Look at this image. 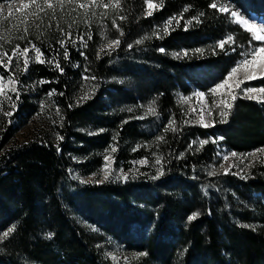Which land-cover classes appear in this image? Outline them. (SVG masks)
I'll return each mask as SVG.
<instances>
[{
    "label": "trees",
    "instance_id": "obj_1",
    "mask_svg": "<svg viewBox=\"0 0 264 264\" xmlns=\"http://www.w3.org/2000/svg\"><path fill=\"white\" fill-rule=\"evenodd\" d=\"M146 1L119 0L110 13L105 27L119 41L113 50L97 54L95 29L81 52L67 53L80 70L63 61L54 73L34 67L47 81L43 92L57 94L63 139L31 140L0 155V232L13 229L0 243V264H113L98 247L99 234L75 215L137 253L122 264H264V158L243 174L210 171L220 148H264V102L237 98L226 122L209 127L186 122L177 104L178 95L218 84L260 44L210 7L215 0H154L151 15ZM226 1L264 17V0ZM83 70L96 91L76 104ZM19 98L14 117L22 121L35 110L26 95ZM140 104L155 113L141 117ZM143 145L153 148L158 167ZM110 146L108 179L81 183L75 174L98 172Z\"/></svg>",
    "mask_w": 264,
    "mask_h": 264
},
{
    "label": "rangeland",
    "instance_id": "obj_2",
    "mask_svg": "<svg viewBox=\"0 0 264 264\" xmlns=\"http://www.w3.org/2000/svg\"><path fill=\"white\" fill-rule=\"evenodd\" d=\"M50 2L53 5L51 8L48 7L45 0H35V2L33 0H15L0 3V54L7 53V56H0V59L3 60V64H0V78H2L0 79V86L3 88V93L0 94V155L8 148L31 140L49 139L54 144H57L60 139L57 129L61 125L62 118L57 94L54 92H43L42 85L47 81L43 77L38 76L34 68L36 65L41 64L51 73H54L56 65H62L60 61H63L66 67L71 69L77 67L76 69L80 70L79 62H76L74 67L69 57L65 58V51L68 53L73 49L75 52H81V49L92 39L95 29L96 31L98 30L99 41L97 54L101 55L113 50L116 46V44L112 43L114 40L110 39L111 35L105 27L106 20L110 19V13L117 8L114 7L116 0H94V2L93 0H63V3L60 0H50ZM149 3L153 4L154 7L149 8ZM214 3L217 5L216 9L220 12L221 8H227L226 12H222L228 13L233 22L240 27L248 31L244 25L236 22L237 17H232L231 12H236L240 18L248 19L250 24L255 25L253 32L264 36V31H260L261 28H264V17L255 13L244 15L226 0H215ZM81 4L85 5V7H80ZM145 4L147 12L153 11L156 7L154 0H148ZM24 5H28V7ZM104 5L108 6L104 7ZM253 32H251L252 36ZM61 41H63V44H61ZM256 41L260 45L255 46V48L264 46V41ZM36 48L40 49L39 53L36 52ZM24 49H28L26 54H23ZM252 51L249 50L245 58L252 59ZM37 56H39V61L43 62H38L36 60ZM8 57L12 58L11 64L8 63ZM25 60L28 61L26 66ZM257 62L264 63V59L258 57ZM237 65L233 68L237 67ZM253 72L256 73L255 79L249 78ZM229 73L219 83L227 79ZM81 74V78L74 83V88H76L73 100L76 104L84 100L81 99L82 97L87 96L89 98L96 91V84L87 71L83 70ZM263 79L264 71H261L257 65H241L237 72L228 79V84L224 88L213 93L211 89L216 87V84L207 91L193 90L189 94L178 95L177 104L186 122L190 121L201 127H209L215 122L225 120L226 116L221 117L220 112L229 113L234 101L231 99L233 95L236 99L264 102V93L245 92L249 88H264L263 85L258 84ZM9 80L13 81V83H9ZM13 88L19 92V96L26 95L35 110L22 121H17V117H14L20 98L17 99L16 92L12 91ZM197 93H204V95L198 96L196 95ZM249 96L253 98L249 99ZM8 97H11V100ZM13 102L16 104L15 109H11ZM226 105H229V107H226ZM150 107V104H140L136 112H139L141 117H149L152 114L149 110ZM9 110L13 114L10 117L5 116L4 112ZM200 142L201 140H198L196 144L201 145ZM137 146L138 144H135V147ZM143 147L146 152L150 153L149 156L153 159V165L158 167L157 156L153 148L146 145H143ZM112 148L114 147L110 146L105 150L103 165L98 172L88 176L75 174L80 182L85 181L81 183H100V181L104 180L105 174L109 176L113 162ZM262 149L264 148L243 154L235 153L236 155L233 156L234 152L220 148L217 153L220 159L219 165L211 167L210 171L219 174L225 173V170H227V172L234 171L237 174H241L245 167L259 159L263 160L264 152L261 151ZM252 153H255V155H250ZM106 156L110 157V159L107 161V169L105 171ZM143 162H136L134 171H137ZM115 173L120 175L124 172L117 169ZM74 218L88 232L99 234L102 239L99 240L98 247L113 264L128 262L131 257L137 255V253L129 252L113 238L98 233L94 224L85 221L77 215ZM9 229L11 227L0 232V243L6 238L3 233Z\"/></svg>",
    "mask_w": 264,
    "mask_h": 264
},
{
    "label": "snow or ice",
    "instance_id": "obj_3",
    "mask_svg": "<svg viewBox=\"0 0 264 264\" xmlns=\"http://www.w3.org/2000/svg\"><path fill=\"white\" fill-rule=\"evenodd\" d=\"M33 2H35V0H33ZM60 2L63 3V0H60ZM93 2H94V0H93ZM45 3H47V5H48L49 8L53 7V5H52V3L50 2V0H45ZM24 6H25V7H28V5H24ZM107 6H108V5H104V7H107ZM9 7H11V6H9ZM80 7H85V5L81 4ZM114 7H119V0H116V3H115V5H114ZM148 7H149V8H152V7H154V5L151 4V3H149V4H148ZM210 7H212V8H216L217 5H216L215 3H213V4L210 5ZM221 11H225V12H226V11H227V8H221ZM147 14H148V15H151L152 13H151V12H148ZM231 16H232V17H237L236 22H238V23L244 25V26L248 29V31L253 32V30H254V28H255V25L250 24V22H249L248 19H243V18L238 17V14H237L236 12H231ZM177 22H178V21H177ZM188 23H191V21H188ZM113 24L115 25V21H113ZM171 24H172V19H169V20L166 22V25H165V27H164V31H165V32H167V30H168V26L171 25ZM260 31H264V28H261ZM69 35H71V34H69ZM121 35H122V33H121ZM253 36H254V39H255V40L264 41V36H260L257 32H253ZM89 38H90V37H89ZM81 39H83V37H81ZM227 39H228V40H233V37H232V36H229ZM226 42H227V41H222V42L220 43L219 47L223 48V47H224V44H225ZM112 43L118 45V44H119V41L116 40V41H113ZM137 43H141V41H137ZM61 44H63V41H61ZM110 46H111V45H110ZM33 47H35V46L33 45ZM27 51H28V49H24V50H23V54H26ZM101 51H103V49H101ZM160 51L163 52L164 49H160ZM197 51H198V52H203V49H198ZM36 52L39 53V52H40V49L36 48ZM186 54H187V53H185V55H186ZM41 55H42V53H41ZM177 55H179V54H177ZM0 56H7V53L0 54ZM251 56H252V59H250V60L247 59V58H245L244 60L240 61V63L237 65V67H235V68H233V69L231 70V72L229 73V77H228L227 79H225L223 82L217 84L216 87H214L213 89H211V91H212L213 93H215L217 90L224 88V87L228 84V79H230L231 76L234 75V74L237 72V69H238L241 65H245V66H246V65H257V66L260 68L261 71H264V63H258V62H257V58H258V57H260L261 59H264V46H260V47H256V48H254L253 51H252V53H251ZM65 58H67V51H65ZM36 60H37L38 62H43V61H39V56L36 57ZM11 62H12V58H11V57H8V63L11 64ZM24 63H25V66H26L27 63H28V61L25 60ZM0 64H3V60H2V59H0ZM56 66L59 67V64H57ZM25 70H26V68H25ZM61 71H62V70H61ZM249 78H251V79H255V78H256V73H255V72L251 73L250 76H249ZM0 79H2V78H0ZM8 82H9V83H13V81H11V80H9ZM12 91H13V92H16V96H17V99H18V98H19V92H18L15 88H13ZM245 92H246V93H253V92L264 93V88H259V89H256V88H249V89H246ZM2 93H3V88H2V86H0V94H2ZM196 95H198V96H203L204 93H197ZM248 98H249V99H252L253 97L249 96ZM8 99L11 100V97H8ZM81 99H87V96H84V97H82ZM231 99H232V100H235L236 97L233 95V96H231ZM15 107H16V104L13 102V103L11 104V109H15ZM226 107H229V105H226ZM149 110H150L151 112H153V114L155 113V109H154V107H150ZM12 114H13V113H12L11 110L4 112V115H5V116H8V117H10ZM220 116H221V117H225V116H227V113L222 111V112H220ZM221 122H226V121L221 120ZM205 126H207V125H205ZM168 127H169V128H172V124L170 123ZM173 130H175V129H173ZM60 139H63V138L60 137ZM200 143H201V145H203V144L208 143V141H201ZM115 150H116L115 148H112V151H115ZM261 151L264 152V149H262ZM232 155L235 156L236 154L233 153ZM250 155H253V156H254L255 153H252V154H250ZM109 159H110V157H108V156L105 157V171H106V169H107V161H108ZM225 159H227V157H225ZM213 174H214V173H213ZM225 174H227V170H225ZM159 175H163V171H162V170L160 171ZM154 178H158V177H154ZM93 179H94V178H93ZM104 179H105V180L108 179V175H107V174H105ZM124 179L127 180V177L125 176ZM81 182H85V181H81ZM88 182H91V181H88ZM100 182H103V181H100ZM198 215H199V213H193V215L189 217V220H190V221H191V220H195V219L197 218ZM245 227H247V225H245ZM11 231H13V229H9L8 231H5V232L3 233V236H4V237L9 236V234H10Z\"/></svg>",
    "mask_w": 264,
    "mask_h": 264
}]
</instances>
